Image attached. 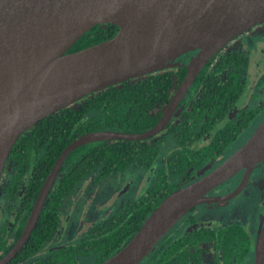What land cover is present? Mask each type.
Here are the masks:
<instances>
[{
	"label": "water",
	"instance_id": "1",
	"mask_svg": "<svg viewBox=\"0 0 264 264\" xmlns=\"http://www.w3.org/2000/svg\"><path fill=\"white\" fill-rule=\"evenodd\" d=\"M117 33L77 51L98 24ZM264 23V0H0V179L18 138L46 116L93 92L167 68L195 51L159 121L143 132H86L62 151L48 174L14 251L29 239L68 156L103 140H144L162 131L205 67L226 45ZM264 161V117L252 135L216 168L168 194L140 229L101 264H139L194 207L236 196ZM211 166V165H210ZM245 170L225 196L209 193ZM203 173H198L195 178ZM264 264V223L255 243Z\"/></svg>",
	"mask_w": 264,
	"mask_h": 264
},
{
	"label": "trees",
	"instance_id": "2",
	"mask_svg": "<svg viewBox=\"0 0 264 264\" xmlns=\"http://www.w3.org/2000/svg\"><path fill=\"white\" fill-rule=\"evenodd\" d=\"M116 24H98L85 33L69 50L77 51L113 37ZM243 53H221L211 67V59L197 76L189 91V100L180 105L169 130L157 140H103L76 148L66 159L46 200L45 207L27 248L41 247L59 228L62 204L91 173L97 181L114 173L143 169L156 165L151 186L137 199L127 202L118 212L94 226L76 244L54 251L57 262L77 264L80 259L94 256L101 264L123 247L140 229L149 214L179 186L191 165L195 169L206 163L218 149H222L229 135H218L206 147L191 150L182 135L201 136L196 126L210 130L216 126L230 130L233 122H249L254 110L243 109L240 121L225 120L223 114L245 93L246 82L239 67L248 62ZM186 68L173 67L143 77L121 82L93 92L71 106L64 107L26 130L15 143L9 159L28 169L32 202L44 184L56 160L74 139L97 130L143 132L153 127L170 102ZM180 117V122H178ZM248 117V119H245ZM178 119V120H177ZM183 131V134L180 133ZM169 148H164V146ZM171 147H173L171 149ZM171 149V150H170ZM168 152V155L166 154ZM20 180L16 176L14 182ZM197 230V229H196ZM210 229L207 228L206 231ZM238 231L237 224L222 232ZM171 232V231H170ZM166 234L141 264H188L193 257L189 245L194 236L180 239V231ZM233 236V235H232ZM29 246V247H28Z\"/></svg>",
	"mask_w": 264,
	"mask_h": 264
},
{
	"label": "flooded vegetation",
	"instance_id": "3",
	"mask_svg": "<svg viewBox=\"0 0 264 264\" xmlns=\"http://www.w3.org/2000/svg\"><path fill=\"white\" fill-rule=\"evenodd\" d=\"M251 30L234 39L232 42L226 45L218 54H216L212 58L214 59V61L213 63H211V67L214 66V64L218 61L219 57L221 56V53L224 51L230 53H243L244 55L247 56L248 62L241 64L239 67L241 77L246 82L245 93L232 103V106H230L229 110H227L223 114V119L240 121V119L242 118L241 111L243 109L254 110L255 113L254 114L251 113L249 119L248 117L245 118L248 119L249 122H245V120L243 122H233L234 125L230 130L224 131L218 129L216 126H213L210 130H206L204 128L200 129V126H196V129L194 131L195 132L201 131L203 135L202 136L200 134L196 136L191 135V137L184 135L183 131H181L180 133L183 134L182 138L186 137L187 141L192 142V144L189 146L191 150L201 149L202 147H206V145H208V143L213 141L214 138L217 137L218 135H229L226 137V139L229 140L230 142L224 145L222 149H218L217 151H215L214 155L199 168L195 169L194 165H191L186 175L180 178L178 188L185 186L191 183L192 181L202 177L203 175L207 174L208 172L216 168L218 165H220L225 159H227L233 152H235L240 146L244 144V142L252 135V133L254 132V130L257 128V126L264 117V99L257 107H255V103L259 101V97H260L258 95L260 92L259 82L262 78L264 80V63H262V66L260 67L261 69L260 75L257 74L258 73L257 72L255 78L253 77L254 76L253 72L248 71V73L245 75H243L242 72L244 71L242 68L245 66H249L251 61V57L247 55L244 51L245 45H248L249 41L253 40V37L256 36L261 37L260 35L252 36ZM249 36L252 37L251 40L248 39ZM235 42L236 44H234ZM194 54L195 51H192L188 54L181 56L180 59H178L180 61L181 69L186 68V72H187V66L194 57ZM186 72L184 73L182 78H180L179 84L182 82ZM249 82L251 83L249 84ZM193 84L191 85V87L193 86ZM191 87L189 88L188 92L180 102L178 108L174 112L167 126L162 131H159L156 135L148 139L157 140L168 132L169 125L172 124V122H176V120H173V118H175L177 113H179L180 115L181 103L185 99L189 100L190 97L188 95ZM262 98H264V96H262ZM167 107L168 105L163 110L162 114L160 115V118L165 112ZM178 122H180V117ZM164 148H168L167 145L166 147L164 146ZM172 148L173 147H171V149ZM166 154L168 155V152ZM156 168L157 167L155 165L147 170L134 169L129 171L131 175L136 176L135 178L140 176L142 173L144 174L145 184H146L144 190L145 192L154 181V178L156 176L155 173ZM202 170L203 173H201L195 178V176L198 173H200ZM244 173L245 170H241L230 180H228L227 182L221 184L220 186L212 190L209 193V195L225 196L232 193L240 186V183L244 177ZM252 173L250 174L246 185L233 198H230L222 202L200 204L194 207L193 209H191L180 220V222L183 221L184 223L182 224V226L180 225V239L187 235L189 236L188 237L189 239L194 236L193 237L194 241L192 243L190 242L189 245L193 257L189 258L191 262H189L188 264H254L255 263V252H256L255 243L257 240V236L261 224L262 222L264 223L263 209L259 211L257 214H254V216H251L252 219L251 230H249L247 223L244 222L246 221V219L241 218L240 215H236L235 217H230L228 219H223L222 215L219 216L215 215L209 217L205 221L197 220L190 215L195 209H197V207L205 208L207 206L217 205L219 206V208H221L229 204V202L239 198L241 195L244 194L247 186L249 185ZM16 176L20 177V180L14 182V180H16ZM29 180H31V176L28 172V169H23L18 164L14 163L12 159H8V162L0 179V264H66L63 261L57 262L56 256L54 255V251L56 249L64 248L70 245L67 244V242L65 241L66 240L65 233H63V231H66L65 228L64 229L61 228V226L65 227L67 223H70V220H68L66 216L65 217L66 220L64 222L63 212L61 208H60L61 216H60L59 228L53 237L47 239V241H45L44 245H42L41 247L40 246L37 248L32 246L30 247L28 246L29 248L26 247L35 228L37 227V224L39 222L38 220L34 230L32 231L26 243L23 244V246L20 247L18 250L14 251L15 246L17 245L18 241L21 239L24 233L30 214L32 212L38 194L42 188V187L40 188L37 196L31 202L29 200V195H30ZM81 188L82 187H78L74 191L75 195L78 198L80 197V193L82 191ZM234 224H237L238 231L230 232L229 234L228 232H222L223 229H226V227ZM207 228H209L210 230L206 231ZM60 230H61V234L57 235L58 231ZM71 233H69V235H71ZM57 237L59 239H57ZM141 262L139 264H141Z\"/></svg>",
	"mask_w": 264,
	"mask_h": 264
},
{
	"label": "rangeland",
	"instance_id": "4",
	"mask_svg": "<svg viewBox=\"0 0 264 264\" xmlns=\"http://www.w3.org/2000/svg\"><path fill=\"white\" fill-rule=\"evenodd\" d=\"M251 34L252 36L260 35L261 37H253V40L249 41L248 45H245L244 51L251 57V61L249 66L242 68L244 70L242 72L243 75L247 74L248 71L253 72V77L255 78L257 72L260 75V67L264 63V24L253 28ZM251 38L250 36L248 37L249 40ZM259 85L260 92L258 95L260 97L259 101L255 103V107L264 99L262 98L264 96L263 78L260 80ZM135 177V175L130 174V171H124L114 173L97 181V173L93 172L83 179L78 185V187H82L80 197L78 198L75 192H72L64 200L61 207L64 222L66 216L70 220V223H65V227L61 226L62 229L65 228L66 230L63 233H65L67 244L78 243L94 226L118 212L127 202L139 198L145 190V176L142 173L137 178ZM202 208L197 207L190 215L200 221H205L215 215H222L223 219L240 215L241 218L246 219L244 222L247 223L249 230H251V216H254L262 209L264 210V161L254 169L250 183L243 195L221 208L217 205ZM182 224H184L183 221H179L170 234L177 233V230L180 231V225L182 226ZM60 234L61 230L58 231L57 235ZM57 239L59 238L57 237ZM95 260L94 256H92L80 259L77 264H95Z\"/></svg>",
	"mask_w": 264,
	"mask_h": 264
}]
</instances>
